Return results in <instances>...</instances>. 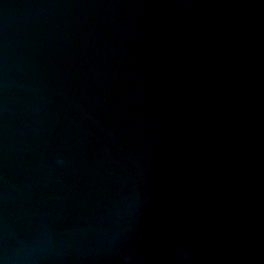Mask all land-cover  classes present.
<instances>
[{"label":"water","instance_id":"water-1","mask_svg":"<svg viewBox=\"0 0 264 264\" xmlns=\"http://www.w3.org/2000/svg\"><path fill=\"white\" fill-rule=\"evenodd\" d=\"M263 101L264 0H0V264H149L151 240L264 264V152L244 164L232 131L249 144ZM82 173L103 230L74 208ZM165 219L190 239L162 240Z\"/></svg>","mask_w":264,"mask_h":264},{"label":"clouds","instance_id":"clouds-1","mask_svg":"<svg viewBox=\"0 0 264 264\" xmlns=\"http://www.w3.org/2000/svg\"><path fill=\"white\" fill-rule=\"evenodd\" d=\"M58 163L63 164L64 161L60 160V161H58ZM191 254L192 253H191L190 249H184V250L178 252L180 259L183 261H188L189 258L191 257ZM128 259L129 258L125 257V264H128Z\"/></svg>","mask_w":264,"mask_h":264}]
</instances>
